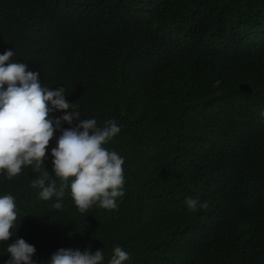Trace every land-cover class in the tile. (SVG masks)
Returning a JSON list of instances; mask_svg holds the SVG:
<instances>
[{"label": "trees", "instance_id": "trees-1", "mask_svg": "<svg viewBox=\"0 0 264 264\" xmlns=\"http://www.w3.org/2000/svg\"><path fill=\"white\" fill-rule=\"evenodd\" d=\"M11 48L81 118L121 129L104 145L124 158L115 209L80 213L67 187L59 210L40 199L46 170L60 186L50 157L0 175L38 264L60 247L107 264L116 246L124 264H264V0H0Z\"/></svg>", "mask_w": 264, "mask_h": 264}, {"label": "clouds", "instance_id": "clouds-1", "mask_svg": "<svg viewBox=\"0 0 264 264\" xmlns=\"http://www.w3.org/2000/svg\"><path fill=\"white\" fill-rule=\"evenodd\" d=\"M13 55L12 48L0 54V175L11 180L21 173L22 167L30 166L38 171L50 157L51 177L59 179L60 186L49 178L46 170L44 176L33 182L40 189V199L47 201L55 197L52 207L59 210L67 187L80 213L93 205L115 209L117 198L124 195V158L104 145L121 131L120 126L108 120L103 127H98L95 117L81 118L73 102L66 100L63 87L52 89L44 85L40 72L29 70L26 63L11 60ZM56 112L60 115H54ZM259 117L264 120V110ZM57 132L55 146L48 148L46 155V146ZM185 205L188 211L194 212L198 201L186 198ZM16 219L14 196L0 195V242H8V259L3 264H38L34 258L35 246L17 236ZM13 228H16L15 234L11 231ZM128 258L129 254L116 246L107 264H124ZM104 260L102 249L90 251L85 247L81 251L60 247L44 261L46 264H104Z\"/></svg>", "mask_w": 264, "mask_h": 264}]
</instances>
